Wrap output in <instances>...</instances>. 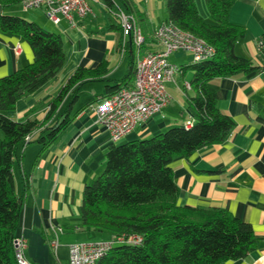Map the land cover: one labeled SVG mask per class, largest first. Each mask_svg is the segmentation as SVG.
<instances>
[{
  "label": "crops",
  "instance_id": "0c3cea01",
  "mask_svg": "<svg viewBox=\"0 0 264 264\" xmlns=\"http://www.w3.org/2000/svg\"><path fill=\"white\" fill-rule=\"evenodd\" d=\"M203 1L195 0V4L199 14L209 20ZM89 3L91 13L83 18L74 15L72 23L62 18L58 25L50 21L45 24L41 21L42 9L28 14L36 23L42 22V27L60 34L66 62L49 83L16 101L14 109L7 111L11 119H42L49 101L75 69H92L103 61L108 67L101 79L83 80L65 95L59 112L71 102L67 113L70 122L54 142L45 150L38 143H29L13 164L15 192L22 196L15 234L25 240L23 253L32 264H69V245L92 235L80 224L82 190L102 171L105 152L111 144L147 138L172 126L187 127V121L192 124L186 98L193 91L185 87L190 82L185 79L190 71L186 69L166 84L171 100L162 111L135 125L120 141L111 140L107 129L97 122L95 109L100 97L109 92L107 85L113 86L124 78L128 53L120 47L122 32L111 28L104 0ZM129 4L145 36L142 51L161 49L153 30L165 21V0H130ZM14 5H0V11L18 14ZM229 20L245 31L234 45L235 53L262 68L209 82L216 89L218 109L229 115L235 125L224 142L199 148L187 158L176 157L170 166L179 205L222 208L250 223L254 249L243 258L221 264H264V0H234ZM187 54L191 56L175 52L169 59L185 65ZM32 60V49L22 37L0 32V77ZM73 89L77 97L70 100ZM176 92L183 98H176ZM55 241L56 246L51 247Z\"/></svg>",
  "mask_w": 264,
  "mask_h": 264
},
{
  "label": "trees",
  "instance_id": "16d2710c",
  "mask_svg": "<svg viewBox=\"0 0 264 264\" xmlns=\"http://www.w3.org/2000/svg\"><path fill=\"white\" fill-rule=\"evenodd\" d=\"M21 1L0 0V5ZM114 1L125 11L133 12L130 0H104L111 28L121 31ZM204 1L209 20L199 14L195 0H165V21L203 38L214 48L209 58L180 65V73L186 69L192 72L188 84L193 94L186 98L192 124L111 144L105 152L102 171L83 187L79 207L83 230L103 232L105 239L120 236L125 240L115 243L98 264H221L243 258L254 249L250 223L222 208L177 203L178 187L171 161L224 142L235 125L229 115L218 109L216 89L209 82L262 68L234 51L235 43L245 33L242 26L229 20L234 0ZM0 32L19 35L33 52L30 63L0 77V264H17L13 240L22 196L15 192L13 164L29 143H38L45 150L54 142L70 122L67 113L71 102L59 112L65 95L83 80L101 79L108 67L103 61L92 69H75L49 101L42 119L16 121L7 111L14 109L18 99L28 97L54 79L65 65L66 55L60 34L33 20L0 11ZM126 53L128 69L124 78L113 86L107 85L109 92L100 101L131 84L136 50L129 41ZM70 95V100L76 99V89ZM132 235L140 236L141 241L128 242Z\"/></svg>",
  "mask_w": 264,
  "mask_h": 264
},
{
  "label": "built area",
  "instance_id": "2783aa9c",
  "mask_svg": "<svg viewBox=\"0 0 264 264\" xmlns=\"http://www.w3.org/2000/svg\"><path fill=\"white\" fill-rule=\"evenodd\" d=\"M89 1L22 0L20 5L26 11L42 9L47 20L58 25L62 18L72 23L74 15L83 18L90 14ZM114 4V14L123 36L120 42L121 50H126L128 41L136 50L133 78L130 85L122 86L112 95L103 98L95 112L97 122L107 129L113 142H118L130 133L135 125L162 111L170 103L171 94L167 91L166 84L173 82L181 71L180 65L170 61L172 53L188 52L192 62H198L212 56L214 48L203 38L171 22L163 21L153 30L154 40L162 48L143 52L145 36L134 14L125 11L116 2ZM185 87L190 86L185 83ZM189 125L190 122L187 121L185 126ZM123 241L125 240L119 236L93 243L74 242L69 245V264H98L115 243ZM127 241L137 244L141 237L132 235ZM13 244L17 264H32L23 253L25 240L15 237ZM56 244V241L52 242L51 247Z\"/></svg>",
  "mask_w": 264,
  "mask_h": 264
},
{
  "label": "rangeland",
  "instance_id": "374dc122",
  "mask_svg": "<svg viewBox=\"0 0 264 264\" xmlns=\"http://www.w3.org/2000/svg\"><path fill=\"white\" fill-rule=\"evenodd\" d=\"M202 4H204V1H203ZM14 6H15L14 8L19 11L18 14H14V15H18V16L23 17L25 19L31 20L29 18V15H28L31 11L23 10L22 8H20V5H18V4L14 5ZM201 11L203 12V9ZM41 18H42L41 21H43V22L45 21V24L50 23L49 20L46 19V17L41 16ZM39 25L42 26L43 23L40 22ZM183 61H185L186 64L187 63H191L192 62V57L191 56L188 57V54H187V57H185V59ZM185 79H189V80L192 79V72L191 71L186 72ZM182 85H183V79H180L179 86L181 87ZM187 92L189 94L191 93L188 90H187ZM180 95H181V93H177L176 92V98H178ZM181 98H183L182 95H181ZM106 237H107V235L105 233H103V232H92V235H88V236L82 237V238H80V240H82V242L93 243V242H96L97 240L105 239Z\"/></svg>",
  "mask_w": 264,
  "mask_h": 264
}]
</instances>
